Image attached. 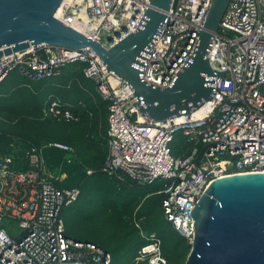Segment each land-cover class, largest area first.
Returning <instances> with one entry per match:
<instances>
[{"label": "built area", "instance_id": "built-area-1", "mask_svg": "<svg viewBox=\"0 0 264 264\" xmlns=\"http://www.w3.org/2000/svg\"><path fill=\"white\" fill-rule=\"evenodd\" d=\"M211 1H172L166 22L137 58L144 81L160 87L173 83L192 59ZM148 6V0H62L55 17L110 47L136 31ZM206 56L215 70L206 77L212 81V98L189 115L165 121L143 117L131 85L108 70L89 46L39 43L4 54L0 82L13 71L36 82L82 64L83 75L108 104L102 170L141 185L167 181L161 190L164 218L191 245V211L207 186L226 175L264 172V0H229ZM70 107L49 96L42 117L78 121ZM177 134L190 144L189 153L172 154ZM45 146L61 150L67 163L75 158V148L61 141L30 145L25 170L11 167V157L0 155V264H110L108 250L66 233L61 210L76 201L80 189L58 185L67 175L47 169ZM135 225L145 243L131 264H168L157 233Z\"/></svg>", "mask_w": 264, "mask_h": 264}, {"label": "water", "instance_id": "water-1", "mask_svg": "<svg viewBox=\"0 0 264 264\" xmlns=\"http://www.w3.org/2000/svg\"><path fill=\"white\" fill-rule=\"evenodd\" d=\"M136 31L110 47L55 17L62 0H0V57L30 45L91 47L108 70L131 85L139 113L148 119L191 114L212 98V68L206 54L229 0H212L191 61L166 87L139 76L135 66L167 19L173 0H148ZM111 41V39H109ZM223 75V72H217ZM193 243L184 264H264V172L214 179L193 210Z\"/></svg>", "mask_w": 264, "mask_h": 264}, {"label": "trees", "instance_id": "trees-1", "mask_svg": "<svg viewBox=\"0 0 264 264\" xmlns=\"http://www.w3.org/2000/svg\"><path fill=\"white\" fill-rule=\"evenodd\" d=\"M22 78L19 75V85L27 87L24 93L14 98L10 96L11 93H2L0 110L26 117L31 121L30 126L22 132L0 129V155L11 157V167L25 170L29 166L25 152L30 145L43 146L53 141L72 145L75 158L70 163L65 161V154L61 150L43 147L46 165L52 160L54 162L55 158V162H60L59 170L68 173L58 185L79 187L80 194L74 203L80 200L86 203L88 209L82 211L83 214L90 212L89 207L99 206L107 213L118 216L122 224L117 238L81 240L95 242L108 250L112 256L110 264H131L137 250L145 243L131 220L132 216H136L141 218L144 230L156 232L161 238V250L167 263L184 264L191 245L164 218L162 210L164 194L161 190L168 182L158 180L150 185H141L129 178L120 180L102 170L107 153L108 104L83 75L82 64L68 65L62 69L60 76L50 79L25 84L26 79ZM49 96L70 103V109L79 116V120L67 122L43 118L41 109ZM178 139H181L180 134L175 136L173 142ZM189 150L190 144L183 143L181 148H174L171 152L178 156L189 153ZM87 169H92V173L87 174ZM65 230L68 235L77 238L66 227Z\"/></svg>", "mask_w": 264, "mask_h": 264}, {"label": "rangeland", "instance_id": "rangeland-1", "mask_svg": "<svg viewBox=\"0 0 264 264\" xmlns=\"http://www.w3.org/2000/svg\"><path fill=\"white\" fill-rule=\"evenodd\" d=\"M24 79V78H22ZM90 84L93 83L91 80ZM25 80V84H26ZM19 75L16 71L11 72L0 84V97L6 95L7 93H11V97L19 96L24 93V86H20ZM28 83V82H27ZM32 83V82H31ZM94 85V84H92ZM3 93V95H2ZM5 93V94H4ZM30 120L26 117H18L16 115L9 114L8 112L0 110V129L7 131H25L27 127L30 126ZM183 145L182 140L178 139L176 142H172L170 144L171 150L174 148H181ZM173 153V152H172ZM47 162V161H46ZM60 162H54L53 160L50 163H47V169L51 171L53 174L58 173L59 168L58 164ZM58 168V169H57ZM61 168V167H60ZM66 175L68 174L65 170ZM67 177V176H66ZM72 204V205H71ZM67 206H63L61 210V216L64 220L65 227L69 233L80 239H89L93 240L96 238H117L120 231L122 230V224L118 216L114 214L107 213L104 208L99 206L89 207V213L85 212L83 214L82 211H86L88 207H86V203L82 200L79 202H73ZM83 214V215H82ZM132 222H137L141 225V218L136 216H132ZM136 220V221H134ZM136 226V225H135ZM137 227V226H136ZM138 228V227H137ZM143 229V228H142ZM139 230V234L141 237V231ZM144 233H149V231L144 230ZM151 232V231H150Z\"/></svg>", "mask_w": 264, "mask_h": 264}, {"label": "bare ground", "instance_id": "bare-ground-1", "mask_svg": "<svg viewBox=\"0 0 264 264\" xmlns=\"http://www.w3.org/2000/svg\"><path fill=\"white\" fill-rule=\"evenodd\" d=\"M78 29L82 30L83 32L86 31L84 28H78ZM194 114L195 115H199L200 114V109L195 111Z\"/></svg>", "mask_w": 264, "mask_h": 264}]
</instances>
